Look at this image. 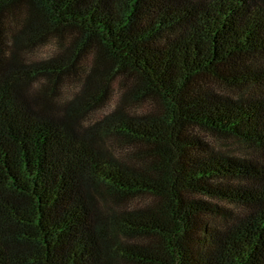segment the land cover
<instances>
[{
  "label": "trees",
  "instance_id": "1",
  "mask_svg": "<svg viewBox=\"0 0 264 264\" xmlns=\"http://www.w3.org/2000/svg\"><path fill=\"white\" fill-rule=\"evenodd\" d=\"M0 264H264V0H0Z\"/></svg>",
  "mask_w": 264,
  "mask_h": 264
},
{
  "label": "rangeland",
  "instance_id": "2",
  "mask_svg": "<svg viewBox=\"0 0 264 264\" xmlns=\"http://www.w3.org/2000/svg\"><path fill=\"white\" fill-rule=\"evenodd\" d=\"M46 54H48V48L46 47L45 48L43 47L34 48V49H31V51L29 52V56L31 57H43ZM119 90L120 89H118V83L114 81L111 86V93L109 94L107 101L104 103L103 108L97 110L93 115L97 116L101 112L111 109L117 101V98L119 96ZM146 108H148L147 103H143L140 106L139 105L132 106V109L136 111H142ZM196 132L198 135L202 136L204 140L214 150L225 152V153L232 154L235 156H243L248 152L247 149L243 145L239 144L237 141L233 139L212 136L210 134H207V133H204L203 131H198V130Z\"/></svg>",
  "mask_w": 264,
  "mask_h": 264
}]
</instances>
